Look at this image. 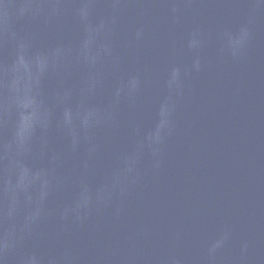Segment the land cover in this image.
Instances as JSON below:
<instances>
[{
  "label": "water",
  "instance_id": "1",
  "mask_svg": "<svg viewBox=\"0 0 264 264\" xmlns=\"http://www.w3.org/2000/svg\"><path fill=\"white\" fill-rule=\"evenodd\" d=\"M0 264H264V0H0Z\"/></svg>",
  "mask_w": 264,
  "mask_h": 264
}]
</instances>
